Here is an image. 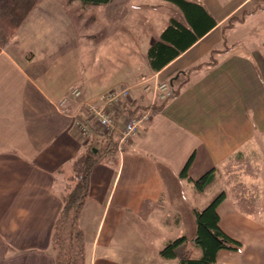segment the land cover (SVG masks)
Listing matches in <instances>:
<instances>
[{
	"label": "crops",
	"instance_id": "obj_1",
	"mask_svg": "<svg viewBox=\"0 0 264 264\" xmlns=\"http://www.w3.org/2000/svg\"><path fill=\"white\" fill-rule=\"evenodd\" d=\"M128 1L111 0L99 14L83 15L94 26L82 32L84 52L72 9L51 2L31 11L0 52V264H56L55 222L77 180L66 170L88 140L78 117L101 93L126 85L148 103L143 77L169 79L178 91L157 105L121 154L93 167L78 218L86 264H177L160 251L194 235L192 208L211 201L205 194L212 186L225 192L221 227L241 242L239 249H220L215 264H264V0H236L227 9L223 0H190L217 23L159 70L149 67L148 49L177 18H161L156 35L148 34L141 66L130 67L137 56L122 37ZM248 5L244 18L228 25ZM53 11L68 22L67 32L43 31ZM177 20L187 23L184 12ZM74 87L81 98L71 94ZM99 134L92 124L90 141ZM191 157L189 177L215 169L202 192L180 176Z\"/></svg>",
	"mask_w": 264,
	"mask_h": 264
},
{
	"label": "trees",
	"instance_id": "obj_2",
	"mask_svg": "<svg viewBox=\"0 0 264 264\" xmlns=\"http://www.w3.org/2000/svg\"><path fill=\"white\" fill-rule=\"evenodd\" d=\"M39 1L0 0V52L10 44L18 28ZM81 1L83 5H99L111 0ZM170 1L181 7L187 23L184 24L173 18L162 31L160 38L149 47L147 60L152 70L163 68L217 23L215 17L199 3L190 0ZM236 19H238L236 16H230L228 25ZM177 91L178 89H175L173 95ZM143 105L139 99L135 98L130 103H124L118 114L120 115L122 111L133 114ZM99 132L100 134L94 140L90 141L91 138H88L85 149L77 160L80 163L77 180L63 197V206L56 219L52 236L57 249L56 264H86L85 239L84 232L78 223L79 213L89 193L93 167L117 152L114 132ZM192 159L193 157L187 161L180 176L188 177L194 182L197 190L202 192L214 180L215 169L211 168L197 179H193L188 176ZM224 198L225 192L222 191L203 208L193 207L196 221L194 235L190 238L182 235L168 241L160 251L161 256L177 258V264H215L220 249H239L241 242L225 232L220 225L218 206Z\"/></svg>",
	"mask_w": 264,
	"mask_h": 264
},
{
	"label": "rangeland",
	"instance_id": "obj_3",
	"mask_svg": "<svg viewBox=\"0 0 264 264\" xmlns=\"http://www.w3.org/2000/svg\"><path fill=\"white\" fill-rule=\"evenodd\" d=\"M66 1L68 2L69 0H66ZM223 1H224V8L227 9L236 0H223ZM46 2L48 3L51 2L52 6L56 8L67 6V8L72 9V13L71 12L69 13L72 14L71 17L74 19V24L76 25L75 29H78V33L80 37L79 46H80L81 52H84L83 46H87V44L85 45L87 41L82 38V32L89 31L90 29L92 30L94 26L91 23L87 24L86 22H83L82 17L83 15L91 16L90 14H93V15L99 14L102 8H104L103 7L104 5L103 4L83 5L81 0H76V2L70 6L68 3L64 4L65 0H43V3L40 4L39 7L32 10V12H35L33 14L39 13L43 4H45ZM69 2H72V1H69ZM147 3H150V4H147ZM123 6L127 8L128 10V22H127L128 25L125 29V34L122 35V37L125 39L124 42L127 44V46L131 47L137 56V62L134 64L131 63L129 64V66L130 67L137 66L139 68L141 66V61H140L141 55H143V53L145 54L148 49L147 44H145L148 39L147 38L148 34L151 32L152 34L156 35L157 25H159L158 23L160 20H162L161 19L162 17H175L177 19L182 20L183 12H182L181 7L177 5L176 3L173 4V3L166 2L164 0H129ZM250 7L252 6L248 5L245 10L239 12V15L237 14L238 16L236 18H239L240 20H242L246 14L245 12H247V10H250ZM158 15H160L161 17H159ZM168 21L169 20H166V23H168ZM234 22L235 20L233 21V23ZM25 23L26 21L22 23L21 25L22 28H24L23 26ZM48 23H49L48 27H46V25H43V31L45 32L47 29H50L48 31V33L50 34H53V33L60 34L63 32L65 33L67 32V29H69L66 26L68 25V22H66L64 19L61 20L60 16H58L56 11H53L52 13H50L48 17ZM228 24H229V19H228ZM98 28H100L99 25H98ZM22 30L25 31V29H22ZM31 30H36V29L31 28L30 31ZM87 57L88 56H86L85 58ZM89 66H90L89 62L85 59V62H84L85 71L83 72V74H85L86 76H88V72L90 70ZM81 68H82V65H81ZM147 79L149 81L153 80L151 78H147ZM79 171H80V163L76 162L73 168H69L66 170V173L68 174V177L70 178L71 181L72 180L75 181L76 175L79 173ZM219 193L215 190L213 186L210 187L206 191V194H205L207 201L209 202Z\"/></svg>",
	"mask_w": 264,
	"mask_h": 264
},
{
	"label": "built area",
	"instance_id": "obj_4",
	"mask_svg": "<svg viewBox=\"0 0 264 264\" xmlns=\"http://www.w3.org/2000/svg\"><path fill=\"white\" fill-rule=\"evenodd\" d=\"M141 81L143 92L149 98L148 103L133 114L124 115V118L121 119L120 115L124 111L120 115L118 113L122 105L135 99L133 86L126 85L119 89L105 91L100 94L101 101L99 103H87V113L78 117L77 124L83 135L87 138L90 137L92 124L98 125L99 131H113L116 136V150L121 154L128 140L150 119L157 105L174 94L175 87L169 79L155 77L149 81L143 77ZM71 94L81 98L83 92L79 87H74Z\"/></svg>",
	"mask_w": 264,
	"mask_h": 264
}]
</instances>
